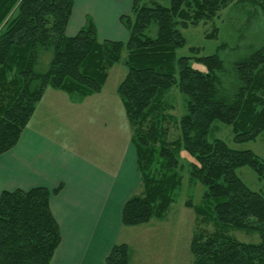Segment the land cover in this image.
Masks as SVG:
<instances>
[{"label": "trees", "instance_id": "obj_1", "mask_svg": "<svg viewBox=\"0 0 264 264\" xmlns=\"http://www.w3.org/2000/svg\"><path fill=\"white\" fill-rule=\"evenodd\" d=\"M247 1L260 6L264 19V0H239ZM235 3L171 0L164 6L134 0L131 14L121 18L128 40L112 41L99 39L90 17L77 35H67L75 0H0V155L17 146L48 88L81 101L99 94L110 70L122 63L127 74L117 92L133 129L142 189L125 203L123 227L166 217L183 185L185 151L193 159L189 183L205 187L201 201L186 206L211 227L194 235L192 264H264V195L237 175L239 168L250 167L264 181V160L209 139L214 122L231 127L236 144L264 133V42L227 64L218 53L199 55L198 48H191L196 56H177L187 45L183 29L208 23ZM46 53L51 55L48 68L39 71ZM173 88L184 96L180 119L168 96ZM171 123L179 131L172 140ZM58 192L36 188L2 193L0 264L53 263L62 235L50 198ZM234 231L256 234L260 242L238 241ZM132 260L131 247L120 243L107 264Z\"/></svg>", "mask_w": 264, "mask_h": 264}, {"label": "crops", "instance_id": "obj_2", "mask_svg": "<svg viewBox=\"0 0 264 264\" xmlns=\"http://www.w3.org/2000/svg\"><path fill=\"white\" fill-rule=\"evenodd\" d=\"M133 3L75 0L67 35H77L90 17L98 35L106 32L104 40L127 41L129 32L121 18L131 14ZM105 87L81 101L46 90L17 146L0 155V197L5 191L59 189L50 198L62 235L52 264H107L120 243L131 247V264L163 263L145 245L146 237L139 243L124 240L123 207L141 189V178L131 125L127 116L120 118L121 104L114 109L119 118H100L105 107L96 108ZM108 105L111 108V100Z\"/></svg>", "mask_w": 264, "mask_h": 264}, {"label": "rangeland", "instance_id": "obj_3", "mask_svg": "<svg viewBox=\"0 0 264 264\" xmlns=\"http://www.w3.org/2000/svg\"><path fill=\"white\" fill-rule=\"evenodd\" d=\"M170 1L144 0V3L151 5L152 2H158L164 6H169ZM235 2V4L221 11L214 20L183 29L182 32L187 40V45L177 52V56H196L197 54H193L191 48H198L201 50L199 55L210 56L218 53L227 64L229 60L233 62L241 59L255 49H258L264 42L262 10L259 5L253 4L251 1L239 2V0H235ZM215 34L217 38H209V36ZM106 35V32L101 33L99 39L104 40ZM109 36L113 37L114 34ZM126 57L127 51H124L123 60ZM50 59V54H42L37 69L39 71L47 70ZM193 66L204 70V67L201 65L193 64ZM126 74L127 69L122 63L115 65L110 70L109 79L105 87L106 95L100 102L96 103V108L103 105L106 110V113L105 111L100 112V118H119L117 109L116 113L114 112L119 103L121 104L120 118H126L124 107L116 91ZM168 96L175 103V111L173 112L175 117L180 119L185 113L183 107L184 96L177 88H173ZM109 100L112 103L111 108L108 105ZM94 108L91 106L90 110L92 111ZM131 130H133L132 127ZM169 132H171L169 136L171 140L179 135L178 128L173 123L170 124ZM209 139L211 141L216 139L222 140L236 150H250L257 157L264 160V133L255 141L236 144L234 142L233 129L220 122H214L210 130ZM192 160V157L185 151L181 153V162L184 167V181L181 189L176 193V200L166 217L162 220L154 219L146 225L125 228L127 235H125L124 240L129 239L130 243L133 241L139 243L146 237L147 243L145 245L147 248L154 251L158 257L157 261H163L165 264L169 262V264H192L193 257L190 249L194 235L200 231L207 232L211 230V227H207L201 223V219L192 208L186 206L188 202L198 204L205 192V187L201 184L191 185L189 183L188 169ZM237 175L252 191L264 195V181L260 180L250 167L239 168ZM139 190L132 195H140L142 189ZM231 235L244 243L260 242V237L256 234L249 235L245 232L234 231ZM167 255H169L167 258L170 257V261L168 262L164 261ZM163 263L158 262L156 264Z\"/></svg>", "mask_w": 264, "mask_h": 264}]
</instances>
